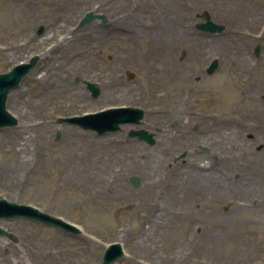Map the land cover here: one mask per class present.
<instances>
[{
	"label": "rangeland",
	"instance_id": "obj_1",
	"mask_svg": "<svg viewBox=\"0 0 264 264\" xmlns=\"http://www.w3.org/2000/svg\"><path fill=\"white\" fill-rule=\"evenodd\" d=\"M106 1L0 0V73L39 57L8 93L6 108L17 123L0 127V199L37 207L82 231L72 235L25 217L2 218L0 227L11 236L0 234L5 245L0 264H100L110 242L121 243L125 252L112 264H264V163H171L183 148L174 145L183 130L202 122L212 127L216 97L261 95L264 23L243 13L225 19L215 0H189L182 16L173 13L166 20L159 13L134 11L135 1ZM145 1L152 5L153 0ZM203 10L225 25L222 33L208 36L195 27ZM88 11L105 14L108 22L94 20L75 29ZM64 36L77 37L78 46L89 40L84 49L90 60L82 59V70L67 79L84 96L82 108L70 107L60 93L34 94L41 90L34 83L41 69L73 66L64 58L57 61L59 54L49 50ZM158 37L165 44L146 45ZM256 44L258 61L244 51ZM180 48H200L206 63L216 57L219 66L206 75L205 65H175L171 54ZM244 68L255 69L251 85L249 71L243 81L237 75ZM158 69L167 72L158 77ZM111 77L115 84L108 83ZM86 82L97 85L96 97ZM122 105L144 109L142 122L98 134L59 121ZM131 129L147 131L153 143L130 136ZM71 132L94 138L76 141ZM245 135L236 138L252 160L253 147L257 140L264 142V135L255 134L253 141ZM213 140L210 134L198 141L210 145ZM23 142V154L16 155ZM132 176L138 177L137 186L129 181ZM154 214L158 218L152 224Z\"/></svg>",
	"mask_w": 264,
	"mask_h": 264
},
{
	"label": "flooded vegetation",
	"instance_id": "obj_2",
	"mask_svg": "<svg viewBox=\"0 0 264 264\" xmlns=\"http://www.w3.org/2000/svg\"><path fill=\"white\" fill-rule=\"evenodd\" d=\"M110 1L111 0H107L105 4H109ZM126 1H128L129 4L132 1L136 2L134 11L139 10L144 15L151 16L159 13L164 15V20L172 17L173 13L182 16L189 6V0H153L151 1L152 5L147 4L145 0V2L143 0ZM216 3L218 5V10L221 11L225 19L233 18L232 14L243 13L249 14V19L264 23V0H215V4ZM104 16V21L101 19L96 20H99L102 24H106L108 18L105 14ZM204 33L208 36H216L222 32L211 33L204 31ZM161 41L163 42V40ZM171 44L173 45L174 43L172 42ZM175 44L178 45L179 43ZM260 50L261 47L258 49L259 53L255 54L254 47L251 51L244 49L245 53L249 57H253L255 61L260 59ZM187 51H189V54H187ZM202 56L204 55L201 53L200 48H180L177 51H172L171 61L175 63V65L179 64V62L190 61L194 64L205 65L206 68L211 59L206 63V60ZM238 56L240 57L238 54L236 59ZM256 65L258 66L257 62ZM260 66L264 67V62H262L259 67ZM247 71H249V73H247L248 85H251L255 69L244 68L238 71L237 75L239 79L243 81ZM263 77L264 74H262L261 80ZM197 78H199V76ZM257 92L261 95L256 99H250L245 96L216 97L218 101L215 105V111L213 112L214 116L212 120L214 122L212 123V127H206L205 122H202L200 126L194 124L190 131L186 129L183 130L182 133L179 134V136H181L180 139H174V145L181 143L180 145L183 148L178 151L176 155L172 156L171 163H215L214 166H219V163H225V165L229 167L231 164L235 163H264V142L257 140L253 147L255 152H251L254 154V159L251 160L247 158V151L239 147L240 144L243 146V140L239 142L236 138L240 132H242L244 136V131H248L245 136L252 141L255 139V134L258 136L260 134L264 135V87H262L261 90H257ZM242 100L245 101L242 102ZM184 116L189 117V114L184 113ZM183 125L189 128L188 123L184 122ZM210 134H214V140L210 145L199 143L198 140L201 136H209ZM245 142L249 143L246 138ZM187 144L193 145V147L188 149L185 147ZM253 168L259 170L261 167L252 166L251 169Z\"/></svg>",
	"mask_w": 264,
	"mask_h": 264
},
{
	"label": "water",
	"instance_id": "obj_3",
	"mask_svg": "<svg viewBox=\"0 0 264 264\" xmlns=\"http://www.w3.org/2000/svg\"><path fill=\"white\" fill-rule=\"evenodd\" d=\"M201 17L205 19V22L199 23L196 26L199 29L220 32L224 26L217 24L210 19L207 11L201 14ZM93 18H104L102 14H93L87 12L79 22V26L88 23ZM43 31V26H39L37 33ZM255 53L258 54L259 46L256 45ZM39 57L34 55L27 62H20L13 66V68L7 72L0 73V127L13 126L17 123V119L9 113L6 109V100L10 90L16 88L22 81L23 77L36 65ZM217 68V59L213 58L208 65L206 72L211 74ZM128 77L132 78L133 75L128 73ZM87 88L90 90L93 97L99 94V88L95 83L86 82ZM144 109L132 106H117L109 107L98 112L87 113L79 116L60 117L59 121L77 124L84 129H90L96 131L98 134H103L108 131H116L120 129V124H140L141 119L144 116ZM59 133H57L58 136ZM131 136L139 135L142 139L147 140L149 143H153V138L150 133L145 130H131L129 132ZM130 182L134 185H138V177H130ZM17 217H27L42 223L53 225L60 228L63 231L71 234H79L81 230L74 224L48 213L40 211L38 208L19 204L16 202H10L4 198L0 199V219H14ZM0 234L11 236L0 227ZM124 254L122 245L119 242L110 243L104 250L102 261L100 264H112Z\"/></svg>",
	"mask_w": 264,
	"mask_h": 264
},
{
	"label": "bare ground",
	"instance_id": "obj_4",
	"mask_svg": "<svg viewBox=\"0 0 264 264\" xmlns=\"http://www.w3.org/2000/svg\"><path fill=\"white\" fill-rule=\"evenodd\" d=\"M75 36H64L60 40L55 41L56 43H52L50 49H53L58 53L59 55L57 56V61L60 59L64 58L67 59L70 63L73 64V66L69 67H64L62 65H58L56 67H51V68H45L41 69V74L34 79V83L37 84V86L41 85V90L36 91L34 94H38L41 91V96L44 97H49L52 96L53 94L54 97L60 93L64 95V97L67 99V101L70 103V107L76 109V108H82L86 106L87 104L83 102L84 96H82V93L79 91L75 90V87L71 85V83L68 82L67 79H69L70 75L74 71H79L82 70V59H89V50H85L84 47L86 45H89V40L83 41L81 45H77ZM53 38H51L52 40ZM91 40V39H90ZM148 43H146L147 46L150 48L156 46H162L164 43L161 41V37H158L156 42H153L152 39H147ZM82 46V47H81ZM9 47V46H8ZM7 48V47H6ZM14 48V47H13ZM12 48V49H13ZM76 64V65H75ZM158 74L157 76L163 74L164 72H167L166 69H158L157 70ZM115 77H111L108 83L113 84L115 82ZM115 84V83H114ZM46 100V98H45ZM44 100V102H45ZM43 126L45 124L44 121V112H41V121L39 125ZM37 126V125H35ZM34 126V127H35ZM71 136H73L74 140L79 141V138L84 137V138H94L92 134H83V133H77V132H71ZM27 145L26 142H23V144H18V148L16 149L15 154L17 155L18 153L23 154V148L24 146ZM9 149H13V147H9ZM14 155V158L15 156ZM80 155V154H79ZM26 155H23L25 157ZM97 169L100 171L101 167H97ZM158 216L154 214V218L151 219L152 224L157 222ZM5 248V245H3V242L0 241V253L1 250ZM50 255V253H47ZM41 255V254H40ZM20 260H14V264L19 263ZM41 263V259H40Z\"/></svg>",
	"mask_w": 264,
	"mask_h": 264
}]
</instances>
